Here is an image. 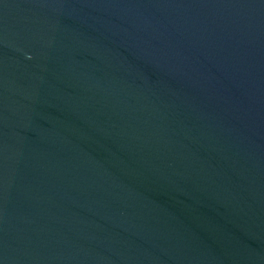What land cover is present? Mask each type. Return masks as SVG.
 I'll return each instance as SVG.
<instances>
[{
	"label": "water",
	"instance_id": "1",
	"mask_svg": "<svg viewBox=\"0 0 264 264\" xmlns=\"http://www.w3.org/2000/svg\"><path fill=\"white\" fill-rule=\"evenodd\" d=\"M0 264H264V0H0Z\"/></svg>",
	"mask_w": 264,
	"mask_h": 264
}]
</instances>
